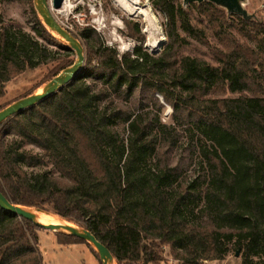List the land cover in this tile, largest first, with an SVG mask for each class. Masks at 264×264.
I'll list each match as a JSON object with an SVG mask.
<instances>
[{"label": "trees", "instance_id": "1", "mask_svg": "<svg viewBox=\"0 0 264 264\" xmlns=\"http://www.w3.org/2000/svg\"><path fill=\"white\" fill-rule=\"evenodd\" d=\"M20 1L29 6L34 34L0 26V90L54 59L40 41L73 53L43 24L33 0ZM150 1L165 18L159 52L143 46L137 23V43L122 53L86 28L78 75L0 124V191L13 204L88 229L116 264H158L165 246L177 264H204L231 250L240 251V264H264V16L231 13L209 0L189 3L215 45L182 0ZM181 32L206 45L215 64L180 53L188 43ZM73 62L61 59L51 76ZM149 90L170 104V123L159 120L161 109L159 117L143 110L136 94ZM226 91L236 95H220ZM182 133L204 164L192 178L179 179L181 162L171 158ZM46 161L56 174L29 175L22 167ZM39 229L0 207V264H43ZM54 235L62 245L85 243L102 264L87 241Z\"/></svg>", "mask_w": 264, "mask_h": 264}, {"label": "rangeland", "instance_id": "2", "mask_svg": "<svg viewBox=\"0 0 264 264\" xmlns=\"http://www.w3.org/2000/svg\"><path fill=\"white\" fill-rule=\"evenodd\" d=\"M68 1H70L71 7L67 12L62 13L57 11L59 8H52L50 11L66 29L77 35L78 40L82 44H84L85 40L79 35L80 32L86 28H93L100 33L107 45L115 46L120 53L126 50H131L137 43L133 37L135 23L139 25L142 32L143 46L150 53L159 52L165 43L166 36L164 34V15L153 7L150 0H138V4L141 9L149 15L147 20L139 14H129L122 8L118 7L113 0ZM48 2L51 5L52 0H48ZM239 3L248 14L256 17L264 16V0H239ZM184 6L190 14L191 22L195 26L203 28L208 33V41L211 44L217 45V41L212 35L211 29L203 16L200 15L192 6ZM0 16L2 18V24H0V26L3 25L10 30L20 29L33 36V28L35 26L34 19L31 17L27 2L20 0H0ZM39 18L41 17L39 16ZM53 34L68 46V43L65 40L57 36V34ZM181 34L186 37L188 43L183 45L180 53L192 57H199L205 59L211 64H215V61L213 60L206 45L190 38L183 32H181ZM158 41H162V43L157 44ZM40 42L48 48L50 56L54 59L47 60L35 68H26L22 73L5 82L0 90V108L18 100L19 98L27 95V93L32 94L41 92L44 85L54 77L51 75L56 64L61 59H76L74 50H72L73 53H67L55 46L47 45L42 41ZM154 43L155 46L151 47L150 44ZM248 43L253 44L251 41H248ZM61 71H59V73ZM159 95L160 94L154 92L153 90L141 91L137 92L136 98L140 100L141 104H143V110L147 111L152 116H158V112L161 109L160 117L158 116L159 120L161 122L170 123L172 120V108L166 100L165 101L168 105L163 102L160 98L162 96ZM220 95L235 96L236 94L226 91L225 93H220ZM169 109L171 111H169ZM119 129L122 131V127L120 125ZM182 134L183 135L180 136L176 147L171 153V158L173 163L181 162L180 167L183 168V171L179 179L183 177L192 178L194 175L198 174L201 169H203L204 164L198 148H195V150L192 151V146L193 144L195 145L194 139H192L190 135H185V133ZM24 148L38 151L37 148L31 144H25ZM190 154L192 155V161H188ZM152 161L148 160L147 167L152 166ZM22 167L29 175L42 172H48L50 174L55 173V170L49 161H46L43 165L23 164ZM174 186L175 183H173L172 187ZM26 208L31 210L37 209L35 207ZM48 213L50 215L52 214V216L54 215V217L56 216V218L61 221L70 225H75L64 218L53 214L52 212ZM55 232V230L50 229H39L36 231L37 247L42 257L43 264H100L85 243L78 242L68 245L59 244L56 241V237L54 235ZM240 262V253L236 256L235 251L231 250L223 259L206 260L204 261V264H240ZM113 263L116 264L114 260ZM158 264H177V262L170 256L168 246L163 248L162 259Z\"/></svg>", "mask_w": 264, "mask_h": 264}, {"label": "water", "instance_id": "3", "mask_svg": "<svg viewBox=\"0 0 264 264\" xmlns=\"http://www.w3.org/2000/svg\"><path fill=\"white\" fill-rule=\"evenodd\" d=\"M202 0H182L184 5H188L191 2H201ZM216 4H221L225 6L229 12L238 13L243 16H246V10L243 9L239 3V0H209ZM63 3V0H52V3L48 0H34L35 10L38 15L41 17L43 24L53 33L62 37L67 43L68 48L75 51L76 59L74 62L64 68L60 73L55 75L50 79L43 87L41 92L32 93L18 100L8 104L7 106L0 109V124L7 121L14 115H17L24 111L25 109L34 106L45 98L53 95L58 90H60L64 85L73 80L78 73L80 72L84 61V46L74 35L66 29L51 13L50 9L59 8ZM0 207L6 210L7 212L16 215L18 217H23L29 221H32L36 226L43 229H50L55 231H62L76 237H79L88 243H90L95 250L98 252L99 258L102 264H108V262L113 261V256L108 250V248L102 244L96 237L85 228L78 226H67L61 225L64 230H59L57 224H44L38 222L34 219V214L31 212V209H28L24 206L13 204L4 194L0 191ZM37 211L45 212L46 211L35 209ZM240 253L239 250L235 251V255L238 256Z\"/></svg>", "mask_w": 264, "mask_h": 264}, {"label": "bare ground", "instance_id": "4", "mask_svg": "<svg viewBox=\"0 0 264 264\" xmlns=\"http://www.w3.org/2000/svg\"><path fill=\"white\" fill-rule=\"evenodd\" d=\"M115 2V4L122 8L123 10H125L126 12L130 13H135V14H139L141 15L144 19H148V14L145 13L141 7L139 6V2L138 0H113ZM71 7V3L68 0H63L62 5L59 7V9L57 11L65 13L69 10V8ZM150 14V13H149ZM59 36V35H57ZM60 37V36H59ZM62 38V37H60ZM63 39V38H62ZM64 40V39H63ZM162 43V41H158L157 44ZM151 47L155 46L154 44H150ZM31 212H33L34 214V219L38 222L44 223V224H57L60 225L59 226V230H64V228L61 225H67V226H73L72 224H68L64 221H61L60 219L56 218V216L54 217V215L52 216V214L50 215L49 213H44L41 211H37V210H31ZM108 264H114L113 261L108 262Z\"/></svg>", "mask_w": 264, "mask_h": 264}, {"label": "clouds", "instance_id": "5", "mask_svg": "<svg viewBox=\"0 0 264 264\" xmlns=\"http://www.w3.org/2000/svg\"><path fill=\"white\" fill-rule=\"evenodd\" d=\"M169 111H171V110L169 109Z\"/></svg>", "mask_w": 264, "mask_h": 264}]
</instances>
